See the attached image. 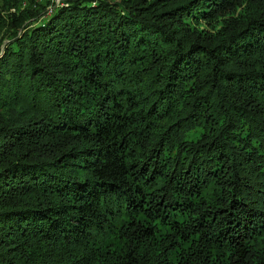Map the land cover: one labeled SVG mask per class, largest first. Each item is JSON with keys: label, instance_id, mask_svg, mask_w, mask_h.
I'll return each instance as SVG.
<instances>
[{"label": "trees", "instance_id": "1", "mask_svg": "<svg viewBox=\"0 0 264 264\" xmlns=\"http://www.w3.org/2000/svg\"><path fill=\"white\" fill-rule=\"evenodd\" d=\"M0 264H264V0H0Z\"/></svg>", "mask_w": 264, "mask_h": 264}, {"label": "rangeland", "instance_id": "2", "mask_svg": "<svg viewBox=\"0 0 264 264\" xmlns=\"http://www.w3.org/2000/svg\"><path fill=\"white\" fill-rule=\"evenodd\" d=\"M196 131H197L199 134H200V132H201V130H196ZM189 135H190V138H191V139H196L197 136H198L197 133H194V132L190 133Z\"/></svg>", "mask_w": 264, "mask_h": 264}]
</instances>
